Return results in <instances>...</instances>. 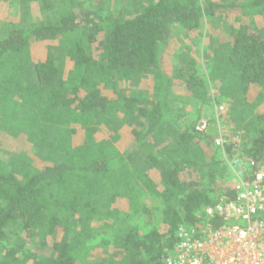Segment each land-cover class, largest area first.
Here are the masks:
<instances>
[{
	"label": "trees",
	"instance_id": "16d2710c",
	"mask_svg": "<svg viewBox=\"0 0 264 264\" xmlns=\"http://www.w3.org/2000/svg\"><path fill=\"white\" fill-rule=\"evenodd\" d=\"M38 1L42 21L0 27V129L26 134L53 158L23 170L0 161V264H163L179 225H198V211L214 205L212 186L223 165L219 156H207L206 132L195 129L197 120L177 121L170 102L175 77L161 68L162 55L176 35L197 30L222 7L240 12L249 21L233 27L230 39L214 49L208 77L221 82L219 96L248 101L252 87L264 91V30L252 21L264 15V0L141 1L130 16L100 4L85 8L81 0ZM21 2L28 9L32 1ZM34 44L58 46L35 61ZM67 59L74 64L69 74ZM157 66L153 94L144 103L136 93L113 99L102 89L137 83ZM183 67L174 75L196 99H209L205 78ZM137 116L132 143L121 150L118 129ZM255 121L264 122V112ZM101 124L110 137L98 138ZM75 125L85 133L81 144L72 140ZM163 137L164 144H157ZM248 137L246 156L262 162L264 129ZM153 171L160 181L152 179ZM148 193L162 201L163 230L143 232L138 223H125L150 212L141 202ZM225 194L234 196L230 186ZM119 198L129 200L131 211L115 206ZM105 219L117 230L98 238L94 231L106 223L93 224ZM225 223L238 221L210 219L213 228ZM60 231L70 232L59 240ZM95 248L107 257L93 255Z\"/></svg>",
	"mask_w": 264,
	"mask_h": 264
},
{
	"label": "rangeland",
	"instance_id": "374dc122",
	"mask_svg": "<svg viewBox=\"0 0 264 264\" xmlns=\"http://www.w3.org/2000/svg\"><path fill=\"white\" fill-rule=\"evenodd\" d=\"M28 9L22 4L21 0H0V27L2 25L15 24H32L34 21H42L45 18L38 0H31ZM150 0H81L85 8H93L100 4L106 11H113L114 13H123L127 16L135 13L138 9L139 3ZM204 3L208 1L214 2H233L237 0H202ZM251 20V19H250ZM249 19L243 16L240 12L232 10V8L222 7L215 17L207 19L204 24L195 31L176 35L167 49L164 51L161 58V68L168 72L172 77V93L170 102L174 111L179 114L177 121L183 124L193 123L201 117H207L212 122L209 130L204 134L208 144L207 156L212 154L219 156L223 165V170L220 172L218 181L212 187L215 189L213 195L215 196V203L222 200L227 195L225 194L228 186L232 187L236 176L233 168L230 165L229 159L233 156H246V149L249 148V135L257 136L261 129H264V122L257 124L255 121L256 114L264 112V91H259V86L252 87L248 93V101L243 102L236 98H227L219 96L221 82L219 80L213 81L212 77H208L211 65L214 63V49L218 48L221 42H226L230 39V33L233 27H238ZM255 25L264 30V15H257L252 18ZM57 44H50L49 46L43 44H34L32 48V58L35 61L46 57L49 53L57 48ZM213 56V59L208 56ZM74 64L67 59L65 64V74L74 71ZM184 66V72L195 71L197 74L205 78V82L210 90L211 97L206 100L196 99L184 86L180 78L176 77L175 71L178 67ZM191 69V70H190ZM155 71L149 77L137 81V83L123 81L120 82L116 88L108 85H102L105 94L111 96L113 99L119 98L120 95L138 94L141 98V103H144L153 94V85L155 77L160 73V66H157ZM77 74V73H75ZM181 84V85H180ZM224 106L222 110L220 107ZM121 115V114H120ZM123 117V115H122ZM137 118L131 119V125L125 123L119 127L118 132L120 137L116 142L117 147L121 150L128 149L132 143V126L137 125ZM101 129L98 133V138L108 137L109 128L101 124ZM77 131L72 134V140L75 144H81L85 140V133L80 125H75ZM235 131L241 133L240 138H235L232 134ZM57 132V131H56ZM56 132L54 134H56ZM225 133L228 139L229 151L223 150L214 144V139L221 133ZM110 137V136H109ZM164 137L161 138L157 144L163 145ZM52 155L47 151H43L41 147H36L32 144L26 134L11 133L8 129H0V161L10 167L18 165L20 169H25L28 166L42 167L47 162L52 160ZM264 163V159L262 160ZM196 170L198 167H195ZM203 172L200 170V174ZM199 174V173H198ZM152 179L156 182L160 181L157 171L151 173ZM207 184V182H205ZM141 202L150 208L149 213H139L135 216L127 217V223H138L141 231L145 232L157 226L160 230L164 229L162 224V201L157 197L146 194L141 199ZM116 207L121 208L125 213L131 211V203L127 198H119L115 204ZM106 223L103 229L95 230L94 234L100 238L106 233L110 236L117 230V225L114 221L105 219L97 223L94 222L95 228L100 227ZM122 224V223H120ZM92 225V226H93ZM76 229H81L77 225ZM70 232V231H69ZM65 231L58 233V239L67 238ZM91 232V231H90ZM75 232L71 230L70 237L73 238ZM92 238L90 235L89 239ZM97 238V239H98ZM103 248H95L93 255L106 256L107 253ZM92 255V256H93Z\"/></svg>",
	"mask_w": 264,
	"mask_h": 264
},
{
	"label": "built area",
	"instance_id": "2783aa9c",
	"mask_svg": "<svg viewBox=\"0 0 264 264\" xmlns=\"http://www.w3.org/2000/svg\"><path fill=\"white\" fill-rule=\"evenodd\" d=\"M211 124L201 117L195 129L205 133ZM233 135L238 139L241 133ZM226 137L221 132L214 139L223 154ZM229 162L236 176L231 187L234 196L198 211V225L181 223L174 247L161 257L163 264H264V163L247 156H233ZM215 216L238 223L213 228L210 219Z\"/></svg>",
	"mask_w": 264,
	"mask_h": 264
}]
</instances>
